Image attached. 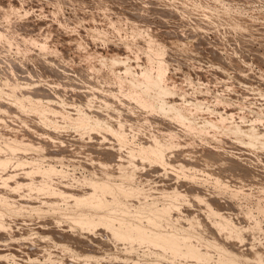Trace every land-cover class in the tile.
<instances>
[{
    "label": "rangeland",
    "instance_id": "374dc122",
    "mask_svg": "<svg viewBox=\"0 0 264 264\" xmlns=\"http://www.w3.org/2000/svg\"><path fill=\"white\" fill-rule=\"evenodd\" d=\"M145 68L166 90L136 84ZM137 91L187 117L148 110ZM82 115L110 132L79 126ZM1 118L0 264H264V0H0ZM17 119L21 149L9 146ZM158 137L171 142L164 160L151 153ZM18 161L80 182L69 191L107 181L110 201L18 191ZM82 212L111 216L89 227L75 222ZM152 217L193 234L205 261L182 255L186 242L118 236L116 218L149 228Z\"/></svg>",
    "mask_w": 264,
    "mask_h": 264
},
{
    "label": "bare ground",
    "instance_id": "6f19581e",
    "mask_svg": "<svg viewBox=\"0 0 264 264\" xmlns=\"http://www.w3.org/2000/svg\"><path fill=\"white\" fill-rule=\"evenodd\" d=\"M27 40H29V39H27ZM91 55V54H90ZM112 60H115V57L114 58H112ZM160 67V66H159ZM162 67V66H161ZM159 68V69H162V68ZM146 69V68H145ZM153 69V68H152ZM115 70V69H114ZM127 70V69H126ZM129 70V69H128ZM131 70V69H130ZM129 70V71H130ZM129 71H127L128 73H130ZM156 71V70H155ZM112 72V71H111ZM153 72H154V70H153ZM153 72L152 71H150V70H148V69H146V71L144 70L143 71V74H141V78H139L138 80H136V78H135V82H136V84H137V81H139V83L141 82H147L148 83V85H150L151 87H155L156 88V91H157V89L159 90V88H160V91L161 90H166V88H164L165 86H163L164 84H163V82H164V77H163V75H161L160 73H161V70H159V72L160 73H158L157 74V71H156V75L155 74H153ZM116 73V72H115ZM142 73V72H141ZM121 77V76H120ZM133 77H134V75H133ZM123 78V77H122ZM119 80V79H118ZM133 81V80H132ZM133 81V82H134ZM121 82H122V80H121ZM134 82V83H135ZM132 83V82H131ZM134 83H133V85H134ZM140 83V84H141ZM144 83H142V84H144ZM146 84V83H145ZM169 84V83H168ZM132 85V84H131ZM166 85V84H165ZM135 86V85H134ZM136 87H137V85H136ZM139 87V86H138ZM141 87V86H140ZM149 87V86H148ZM150 87V88H151ZM144 87H142V89H143ZM154 88V89H155ZM173 88V87H172ZM171 89V88H170ZM124 90V89H123ZM122 89H119V91H118V95L120 96V94L119 93H124V91H123ZM141 90V89H140ZM139 90V91H140ZM173 90V89H172ZM168 91V90H167ZM170 91L171 90H169V93H170ZM159 92V91H158ZM155 93V92H154ZM162 94H163V92H161ZM171 93H172V91H171ZM117 94V93H116ZM115 94V95H116ZM125 94V93H124ZM157 94V93H156ZM165 94V93H164ZM167 94V93H166ZM128 95V94H127ZM130 95H131V97H132V99H134L137 103H139V104H142V105H144L148 110L150 109V110H157L158 109V111H162L163 113H166V114H168V116L170 115V117L172 116V117H174L175 119L177 118L179 121L180 120H185V118L187 117L186 116V114L184 113V111H175V110H173L171 107L167 110V111H165L166 109H167V107L162 103V98H161V94H157V95H152L151 97H148L147 96V93H144V92H141V93H138V91L136 92V93H133V94H131V92H130ZM146 95V96H145ZM118 96V97H119ZM129 96V95H128ZM163 97V96H162ZM92 104V103H91ZM167 116V115H166ZM186 116V117H185ZM225 116V115H224ZM100 116L99 115H96V117H95V119H96V121H100ZM225 118V117H224ZM188 119V118H187ZM76 120H78L79 122L77 123L79 126H89V125H91L92 127H94V128H97V129H99V130H102L103 132H104V130L106 131V132H108L109 131V129H110V125L108 124V122H104V123H100V122H103L102 121V119H101V121L99 122V125H97V126H93V123H91V119H90V117L89 116H79V117H77L76 118ZM177 120V121H178ZM221 120V119H220ZM224 120V119H223ZM242 120H243V118H242ZM17 121H18V123H16L15 122V124H13L14 126L12 127L13 128V131L10 133V137H11V142H10V144H9V146H10V148L12 147V148H14V149H21V148H23V147H19L18 145H17V143H16V141L18 142L19 141V144L20 143H22L20 140H18L17 138L19 137V135H20V131L23 129V128H27V124H26V120H18L17 119ZM105 121V120H104ZM188 121V120H187ZM0 122H4V118H1L0 119ZM93 122V121H92ZM122 122V121H121ZM183 122V121H182ZM185 122V121H184ZM194 122V121H193ZM14 123V122H13ZM190 123V122H189ZM220 123V122H219ZM219 123L217 122V121H214V120H212V127L213 126H217V125H219ZM223 123V122H222ZM222 123H221V125H222ZM226 123V122H225ZM224 123V124H225ZM5 123H3L2 125H4ZM120 124V123H119ZM8 125V124H7ZM48 125V124H47ZM193 125V124H192ZM197 125V124H196ZM251 125V124H250ZM117 126V125H116ZM120 126V125H119ZM121 126H123V123L121 124ZM120 126V127H121ZM195 126V125H194ZM220 126V125H219ZM219 126H218V128H219ZM2 127V126H1ZM30 127V126H29ZM118 127V126H117ZM119 127V128H120ZM136 127H138V126H136ZM136 127H133V128H136ZM223 127H226V126H223ZM4 128V127H3ZM14 128H16V129H14ZM122 128V127H121ZM120 128V129H121ZM188 128V127H187ZM193 128H195V127H193ZM220 128H222V127H220ZM219 128V129H220ZM31 129V128H30ZM137 129V128H136ZM191 129V128H190ZM199 129V128H198ZM236 129V128H235ZM32 130V129H31ZM122 130H123V128H122ZM121 130V131H122ZM225 130V129H224ZM239 130V129H238ZM252 130V129H251ZM34 131V130H33ZM36 131V130H35ZM123 131H125V130H123ZM207 131V130H206ZM110 132V131H109ZM132 132V131H131ZM166 132H167V130H166ZM165 132V133H166ZM173 132V131H172ZM22 133V132H21ZM35 133H38V132H35ZM190 133V132H189ZM231 135H234V134H236L235 133V130H231L230 132H229ZM110 134V133H109ZM119 134V133H118ZM163 134V133H162ZM228 134V133H227ZM243 134V133H242ZM178 135V134H177ZM237 135V134H236ZM236 135H234V136H236ZM253 135V134H252ZM157 136V135H156ZM155 136V137H156ZM158 136H159V134H158ZM179 136V135H178ZM240 136V135H239ZM10 137H8V140H9V138ZM160 138L162 137V136H159ZM158 137V138H159ZM173 137H175V136H173ZM172 137V138H173ZM248 137V136H247ZM21 138V137H20ZM158 138H156L155 139V143H151L153 146V148H151L152 150V152L151 153H153V152H155L156 154H158V156L159 157H157V158H160V159H166L165 157L167 156V153H166V150H165V145L167 144V142H165L164 144L161 142V141H163V140H161L160 138L158 139ZM172 138H171V140H172ZM256 139V138H255ZM168 139H165L164 141H167ZM176 141V140H175ZM15 142V144H12V143H14ZM124 142V141H123ZM121 143H122V141H121ZM171 144V142L169 143V144H167L166 146H168V145H170ZM17 145V146H16ZM21 145V144H20ZM118 146V145H117ZM120 146V145H119ZM123 146H125V145H123ZM123 146H121V148H123ZM171 146V145H170ZM169 147V146H168ZM120 148V149H121ZM167 148V147H166ZM172 148V147H171ZM13 149V150H14ZM150 149V148H149ZM169 149V148H168ZM122 150V149H121ZM127 150V149H126ZM150 151V150H149ZM127 152H129V151H127ZM150 153V154H151ZM134 156L135 155V153L133 152V150L132 151H130L129 152V155L127 156L128 158L129 157H131V156ZM154 156H155V154H153ZM156 158V159H157ZM167 159H169L168 157H167ZM158 160V159H157ZM128 162H130V160H125V159H120V160H117V162L115 161V166L114 167H116L117 166V168H120V169H123L127 164H128ZM133 162V161H132ZM167 162H170L169 160L167 161ZM10 163H11V160L8 158V157H5V156H1L0 157V173H1V171L2 170H6L5 168L7 167V166H9L10 165ZM35 164V163H34ZM39 164V163H38ZM163 164V163H162ZM165 164V163H164ZM172 164V163H171ZM27 164L25 163V162H22V161H18V162H15L13 165H12V167H13V170L12 171H14L15 173H12V176L11 177H15V176H17V174H23V173H25L26 175H27V178H25V179H22V180H16V182L14 183V189H17L18 191H20V189L21 190H23V188L24 189H27V190H30V191H36V192H40V193H44V194H46V195H54V196H56V199H57V196H71L72 198H74L75 200H77V201H84V202H87V203H90V204H97V203H106V202H109L110 200H109V198H108V194L110 193L109 191H108V189H110L111 187H112V184H110L109 182H107V181H100V180H96V181H91V182H89L88 184H89V187H88V189L87 190H85V192H78L77 190L76 191H72V190H70L69 191V189H67L66 187V184H68V185H71V186H73V187H77V184H80V182L79 183H77L78 181H75V180H73V181H67L66 179L65 180H59L58 182L54 179V177H52V171L54 172V168L51 166V168H48V169H46V170H42L41 168H40V166H36V165H31L30 167H28V166H26ZM112 165V164H111ZM138 165V164H137ZM175 165V164H174ZM181 165V164H180ZM116 168V169H117ZM137 168H138V166H137ZM54 169V170H53ZM115 169V168H114ZM127 170H129V168H127ZM130 170H132V169H130ZM118 171V170H117ZM3 172V171H2ZM37 173V174H36ZM128 173V172H127ZM126 173V174H127ZM129 173H131V171L129 172ZM132 174V173H131ZM59 175V174H58ZM66 175H68V174H66ZM127 176V175H126ZM129 177H130V175H128ZM55 177H57L56 175H55ZM125 178H127V177H125ZM59 179H62V178H59ZM67 179H69V178H67ZM80 180V179H79ZM81 181H83L82 179H81ZM86 182H88V181H86ZM60 183H61V186H59L60 185ZM84 184H86L85 183V181L83 182ZM57 184H59V185H57ZM63 184H65L64 186H66V187H62V185ZM123 184V183H122ZM78 186H80V185H78ZM84 187V185L81 183V186L80 187ZM120 186H122V185H120ZM122 188H123V186H122ZM26 191V190H25ZM82 191V190H81ZM108 191V192H107ZM115 191V190H114ZM27 192V191H26ZM29 192V191H28ZM32 192H30V193H32ZM120 192V191H119ZM34 193V192H33ZM131 193V192H130ZM4 195V194H3ZM23 195V194H22ZM5 196V195H4ZM33 196V195H32ZM118 196V195H117ZM176 196H178V197H180V194L179 195H176ZM70 197V198H71ZM113 197H114V195H113ZM112 197V198H113ZM116 197V196H115ZM59 198V197H58ZM177 198V197H176ZM61 199V198H60ZM111 203V202H110ZM108 205V204H107ZM178 205V204H177ZM172 206V208H173V205H171ZM110 208V207H109ZM178 208V207H177ZM169 209V208H168ZM174 209H175V207H174ZM91 210V209H90ZM80 212V211H79ZM100 214V213H99ZM98 213H97V215H96V213L95 214H92V213H87V212H82V213H80L77 217H76V215H75V217H76V220H75V222H78V223H80V224H82V225H84V226H89V227H91V226H96L98 223H101V222H104V221H107L106 219L108 218V217H110L111 216V214H106V213H102L101 215H99ZM155 214V213H154ZM156 214H157V212H156ZM113 215V214H112ZM158 215V214H157ZM113 217V216H112ZM154 217H152V219H153ZM117 220H119V222H120V226H119V231H118V236L120 237V238H126V237H128V238H134V237H136V238H138V239H140L141 241H150L152 244H153V246H155V247H158V248H161V249H171V250H177V249H179V245H181V243L182 242H186V246H187V248H184V250H182L180 253L182 254V255H184V256H191V257H194V258H197V259H199L200 261H205V258H206V256L204 255V253H198L197 252V249L195 250L194 248H197V244H196V241L194 240V236H193V234L192 235H190V234H183V235H181V234H179V233H174V234H169V233H167L166 231L165 232H163V230H158V229H161V228H158L159 226H163V222L160 220V219H158V220H155V219H153V220H155V222H154V226L152 227H146V226H143V225H141V224H136V223H131V222H133V221H129L128 219H126V218H116ZM109 221V220H108ZM151 221V220H150ZM226 221V220H225ZM118 222V221H117ZM152 222V221H151ZM119 224V223H118ZM4 225V223H3V221H1L0 220V227H2ZM216 225L219 227V228H226V224H225V222H217L216 223ZM124 226H127L125 229H123V227ZM256 228V227H255ZM166 229V228H165ZM254 230V229H253ZM258 230V229H257ZM134 231H136V233H139L138 235H134L135 234V232ZM167 231H169V230H167ZM133 232H134V234H133ZM147 233H149V234H147ZM148 235L147 237H145L144 235ZM183 244V243H182ZM183 247V246H182ZM181 250V249H180ZM168 251H170V250H168ZM178 252H179V250H178ZM260 261H261V259H259ZM225 263H227V264H242V263H244V262H241L239 259H235V258H232V259H229V260H225ZM158 264H162L161 262L160 263H158ZM164 264V263H163Z\"/></svg>",
    "mask_w": 264,
    "mask_h": 264
}]
</instances>
